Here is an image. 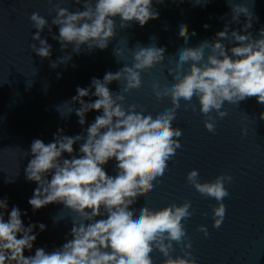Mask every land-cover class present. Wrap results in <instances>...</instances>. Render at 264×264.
Masks as SVG:
<instances>
[{"label": "clouds", "instance_id": "1", "mask_svg": "<svg viewBox=\"0 0 264 264\" xmlns=\"http://www.w3.org/2000/svg\"><path fill=\"white\" fill-rule=\"evenodd\" d=\"M48 2L52 4V0ZM73 2L82 5L83 10L78 7L73 12L57 3L49 12L56 13L51 23L38 12L30 16L37 30L32 36L37 43L30 44V48L41 60L48 59L52 69L65 64V57L51 60L52 45L41 36L46 28L52 33V26L58 27L59 34H52V39L59 42L62 52L71 45L72 53L90 54L97 49L106 50L116 38L118 27L127 29L133 22L144 27L150 20L158 19L159 11L153 4H163L165 0ZM189 2L204 8L212 0ZM226 3L231 9L232 24H240L241 16L245 18L241 29H230L231 24L225 23L211 40L193 47L188 26L179 25L178 35L183 38L184 46L170 55L176 57L175 67L168 70L172 82L162 86L153 81L151 85L157 100L170 99V108L153 117L150 113L146 115L147 110L141 105L126 104V94L142 87V74L169 57L166 47L157 45L155 36L150 37L147 46L137 42L129 47L131 65L123 63V67L106 72L102 79L93 77L87 88L77 86V95L55 106L61 118L75 113L81 126L85 125L90 111L101 113L81 134L65 135L64 129L59 128L53 142L46 144L42 139H34L30 145L31 159L24 170L26 180L37 184L28 200L33 212L60 204L62 210L74 213L70 219L71 239L66 237V242L51 252L36 248L34 255L25 256V250L31 252L37 239L34 229L38 227L43 232L46 226L43 223L25 226L21 210L16 206L5 219L8 201L0 199V264H154L156 252L164 257L162 264H197L187 251L192 245L184 223L193 215L191 201L172 203L161 209L133 206L140 197L154 194L182 147V130L173 126L182 104L184 110L191 107L196 111L198 101L205 128L212 133L216 131V118L228 115L223 109L225 102L239 106L255 98L264 106V27L254 37L249 29L259 17L245 4H231L229 0ZM195 35L193 31L191 36ZM123 55L122 49L113 48L117 63H121L117 58ZM67 60L69 63L72 55ZM60 77L57 73V78ZM113 82L118 84L119 91L110 89ZM85 97L95 100L86 102ZM77 103L79 107H75ZM259 119L264 120V111ZM242 132L246 134V130ZM78 142L77 155L74 145ZM65 153L70 158H65ZM112 160L115 175L105 170ZM186 179L201 195L217 202L212 207V226L218 229L226 216L223 201L230 195L225 185L231 182V175L221 174L211 182H201L198 170L192 169ZM60 212L53 217L54 223L67 219ZM198 230L205 237L209 235L205 225L198 226ZM173 242L180 246L183 256H172Z\"/></svg>", "mask_w": 264, "mask_h": 264}, {"label": "water", "instance_id": "2", "mask_svg": "<svg viewBox=\"0 0 264 264\" xmlns=\"http://www.w3.org/2000/svg\"><path fill=\"white\" fill-rule=\"evenodd\" d=\"M57 3L73 12L78 7L83 10L82 5H76L73 0H52V4L48 0H0V199L8 201L5 219L16 206L21 210L25 226L29 223L46 226L43 232L38 227L34 229L37 239L31 252L25 250V256L34 255L36 248L51 252L62 246L66 237L71 239L70 219L74 216L69 209L62 210L60 204H50L36 212L29 205L28 200L37 187L35 182L26 180L24 173L31 159L32 141L39 138L46 144L53 142L59 128L64 129L65 135L81 134L95 116L101 114L90 111L86 114L85 125L81 126L75 113L61 118L55 106L77 95V86L87 88L93 77L102 79L106 72L123 67V63L131 65L129 47H134L137 42L147 46L151 43L150 37L155 36L157 45L166 47L169 57L142 74L143 84L139 90L126 94L127 105H141L147 110L146 115L150 113L155 117L171 107L170 99H156L151 85L153 81L162 86L172 82L168 70L175 67L176 57L170 55L184 46L183 38L178 35L179 25L188 26L191 44L195 47L203 40H211L225 23L231 24L230 29H241L245 20L241 16L240 24H232L231 9L226 0H212L204 8L194 7L189 0L183 3L173 0H165L163 4L154 2L153 7L159 11L158 19L150 20L144 27L135 22L127 29L118 27L116 38L106 50L79 55L72 53L71 45L64 52L60 50L59 42L52 39V34L58 35L59 29L52 26V33L47 28L41 33L52 45L51 60L65 57V64L52 69L48 59L41 60L30 48V44L37 43L32 40L37 30L33 28L30 16L38 12L51 23L56 13L52 11L50 15L49 12ZM229 3L245 4L259 17L249 29L254 37L257 36L258 30L264 27V0H229ZM193 31L195 36H191ZM113 48L124 51V55L117 58L121 63L116 62ZM69 55L72 60L68 63ZM57 73L61 74L59 79ZM109 87L113 92L119 91L116 82ZM84 99L94 101L95 97ZM223 109L228 115L223 119L216 118V131L212 133L205 128V117L199 111L198 101L196 111L191 107L184 110L182 104L173 125L182 130V147L166 177L155 187L154 194L140 197L133 207L161 209L172 203L180 205L185 200L191 201L193 215L184 223L192 245L187 251L195 257L197 264H264V120L259 119L264 106L251 98L239 106L225 102ZM64 111L67 114L66 107ZM79 143L74 145L77 155ZM64 157L70 158L67 153ZM114 165V160L105 165L109 175H115ZM192 169L198 170L201 182H211L221 174L232 177L225 185L230 195L223 201L226 216L218 229L212 226V207L217 202L201 195L187 182V173ZM8 180L14 182L8 183ZM25 212L27 215L23 214ZM59 212L67 219L54 223L53 217ZM200 225L207 227V237L198 230ZM173 247L174 258L183 256L180 246L173 242ZM153 259L154 264H162L164 257L156 252Z\"/></svg>", "mask_w": 264, "mask_h": 264}]
</instances>
